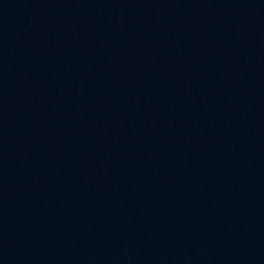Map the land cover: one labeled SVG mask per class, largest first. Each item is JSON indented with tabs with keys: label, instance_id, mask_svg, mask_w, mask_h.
I'll return each instance as SVG.
<instances>
[{
	"label": "water",
	"instance_id": "obj_1",
	"mask_svg": "<svg viewBox=\"0 0 264 264\" xmlns=\"http://www.w3.org/2000/svg\"><path fill=\"white\" fill-rule=\"evenodd\" d=\"M0 264H264V0H0Z\"/></svg>",
	"mask_w": 264,
	"mask_h": 264
}]
</instances>
